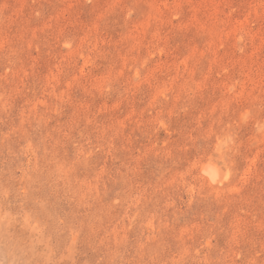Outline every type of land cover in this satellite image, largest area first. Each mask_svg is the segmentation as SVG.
<instances>
[{"label":"rangeland","instance_id":"obj_1","mask_svg":"<svg viewBox=\"0 0 264 264\" xmlns=\"http://www.w3.org/2000/svg\"><path fill=\"white\" fill-rule=\"evenodd\" d=\"M0 262L264 264V0H0Z\"/></svg>","mask_w":264,"mask_h":264},{"label":"bare ground","instance_id":"obj_2","mask_svg":"<svg viewBox=\"0 0 264 264\" xmlns=\"http://www.w3.org/2000/svg\"><path fill=\"white\" fill-rule=\"evenodd\" d=\"M206 166H208V165H205L203 169H205V171H206L207 173H209V174L211 175L212 178H216V179H217V174H218V173H216V171H215L214 169H211V168L206 167ZM205 167H206V168H205ZM218 176H219V175H218ZM0 264H1V262H0Z\"/></svg>","mask_w":264,"mask_h":264}]
</instances>
